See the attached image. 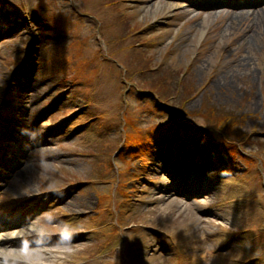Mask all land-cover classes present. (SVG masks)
<instances>
[{
	"label": "rangeland",
	"instance_id": "rangeland-1",
	"mask_svg": "<svg viewBox=\"0 0 264 264\" xmlns=\"http://www.w3.org/2000/svg\"><path fill=\"white\" fill-rule=\"evenodd\" d=\"M0 8L14 10L0 9V95L7 90L11 112L1 118L17 119L20 140L5 137L0 218L24 221L7 230H23L21 240L42 234L15 246L22 261L35 251L46 264H239L261 252L264 264V21L249 43L264 1L0 0ZM26 44L30 67L3 86ZM153 91L167 106L154 105ZM177 108L193 140L239 139L243 160L221 181L211 175L220 151L202 178L199 160L179 177L180 162L151 145ZM26 196L48 202L28 221L35 206L21 208ZM153 229L165 249L151 245Z\"/></svg>",
	"mask_w": 264,
	"mask_h": 264
},
{
	"label": "bare ground",
	"instance_id": "bare-ground-1",
	"mask_svg": "<svg viewBox=\"0 0 264 264\" xmlns=\"http://www.w3.org/2000/svg\"><path fill=\"white\" fill-rule=\"evenodd\" d=\"M149 12H151V10H148ZM236 15L231 18L232 20L227 24V27L225 30H227L228 28L230 29L231 27H238V20H245V18L249 15V12H236ZM251 14V13H250ZM256 27L254 29V31L251 32V34L249 35V43L252 45V43L256 40V36L257 35H261V26L262 23L264 21V9H262L260 11V13L256 14ZM259 20V21H258ZM261 21V22H260ZM238 34V32H237ZM251 48V46H250ZM252 49L254 50L255 47H252ZM242 63V62H241ZM243 65V64H242ZM249 66V63H245L244 64V68ZM33 230L29 235H34L37 234L38 232ZM29 233V232H28ZM23 236V230L14 232L12 234H3L0 237V264H19L17 263V259H20L21 255H25L26 251H22V250H17L18 248L15 247V245H18L19 243H16V239H20ZM27 236V235H24ZM21 240V239H20ZM23 240V239H22ZM21 240V241H22ZM29 252V251H28ZM34 258L35 259H30L32 261L35 262H39V264H42L40 261V258L42 257V255L38 252L34 251ZM46 263V262H45Z\"/></svg>",
	"mask_w": 264,
	"mask_h": 264
}]
</instances>
